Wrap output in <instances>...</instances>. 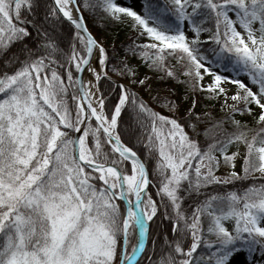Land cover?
<instances>
[{
	"label": "snow or ice",
	"instance_id": "obj_1",
	"mask_svg": "<svg viewBox=\"0 0 264 264\" xmlns=\"http://www.w3.org/2000/svg\"><path fill=\"white\" fill-rule=\"evenodd\" d=\"M142 9L0 0V264H237L244 253L264 264V0ZM85 12L130 18L148 39L127 52L223 100L225 114L193 99L179 115L170 91L153 100L171 114L157 111L132 86L149 77L109 53ZM244 112L254 126L236 118Z\"/></svg>",
	"mask_w": 264,
	"mask_h": 264
},
{
	"label": "trees",
	"instance_id": "obj_2",
	"mask_svg": "<svg viewBox=\"0 0 264 264\" xmlns=\"http://www.w3.org/2000/svg\"><path fill=\"white\" fill-rule=\"evenodd\" d=\"M164 2L165 0H159L160 4H163ZM143 3H144V0H143ZM142 10L143 9L141 6V12ZM84 15H85L88 26L96 32L98 31L101 33H105L109 31L110 29L114 28L119 23L118 21H114V20H107V19L102 20L98 17L92 16L88 12H85ZM131 23L132 22L130 21L127 25H124V26L119 25L120 28H118V33H116L115 35L121 36V38H119L118 41L113 42L110 47L108 48L106 47V49L111 54L112 49L115 47L117 50V53L120 56H123L127 62H129L132 59L137 60L139 61L140 65H142V67L147 71V76L149 77V79L147 80L146 83H147V91L149 93L148 95L149 99L145 100L142 97V95L138 93L145 101H147L157 111H160V112L168 111V109L164 107L162 104H156L153 98L156 97L158 93L160 96L168 95L169 91L174 98V94L171 91V87L173 86L177 91L183 93L185 97H192L193 99H195L197 103L199 104L200 108L202 109L201 112L211 111L212 114L215 116H223L225 114L223 111L218 110L213 106L212 102L214 101V99H209V94L207 92H199V91L193 92L190 86L180 83L177 80L162 79L161 78L162 74L151 70L148 67V64L145 63L142 58H140L138 55H132L131 53H128L127 49L130 46L129 42L135 41V40L133 39V37L125 36V33L123 32H124V29H129L131 27ZM135 42L138 43L137 41ZM170 64L175 65L176 61L170 60ZM176 66L179 67V65H176ZM180 79L183 80L184 77H181ZM207 103H209L210 107H207ZM252 107L254 108L253 105ZM179 115H183V114H179ZM236 118L241 120L242 122H247L250 127L254 126L255 124L253 115L247 112L236 113ZM123 121L126 122V123L122 122V128L126 129L125 136H124L125 141L132 145H136V138L138 135H140L141 129L137 123V118L135 114L131 111V109L125 110ZM137 148L140 150L141 154L143 155L142 146L137 145ZM244 183L247 184L248 182L245 181ZM154 191L155 190L153 189V192Z\"/></svg>",
	"mask_w": 264,
	"mask_h": 264
},
{
	"label": "rangeland",
	"instance_id": "obj_3",
	"mask_svg": "<svg viewBox=\"0 0 264 264\" xmlns=\"http://www.w3.org/2000/svg\"><path fill=\"white\" fill-rule=\"evenodd\" d=\"M121 3L123 5H126V6H131L134 8V10L141 12V6L143 3V0H121ZM130 21H131L130 18H125V20H123V21H118L119 23L114 28L110 29L109 31H107L105 33H101L98 31L96 32L92 29H91V31L98 38V40L101 41L104 44V46L108 48L112 45L113 42H116L119 40V38H121V36L115 35L116 33H118V28H120V26L127 25ZM123 33H125V36L133 37V39L135 41H137L138 43L148 39L146 36H143V37L139 36V34L135 32V30L132 28V26L129 29H124ZM128 64L130 67H132L134 69V71L136 72V74L139 78H143V77L147 76V71L142 67V65H140L139 61L132 59L128 62ZM117 79L121 80V81H131L134 78L131 76H125V77H117ZM132 86L136 89V91L140 95H142V97L145 100L149 99L148 98L149 93L147 91V83H145L144 85L133 84ZM227 87L229 89L230 95L232 92H234L236 90L235 85L228 84ZM171 91L174 94V98L179 97L180 111L178 114H184V111L186 110V108L191 106V101L193 100V98L187 97V99H186L184 94L177 91L173 86L171 87ZM222 103H223V100H219V101L214 100L212 102L213 106L218 110H221L220 105ZM229 103H232V101L229 100ZM253 106L255 109L256 106L255 105H253ZM207 107H210L209 103H207ZM196 110L199 112H201V110H202L198 103L196 105ZM162 113L168 114V115L171 114V113H169V111H164ZM233 150H235V149H233ZM239 165H240V162L238 161L237 162V168H239ZM218 174H224V169L221 168L220 172ZM257 255H259V254L257 253ZM236 262H237V264H248L247 253H244V254L237 256Z\"/></svg>",
	"mask_w": 264,
	"mask_h": 264
},
{
	"label": "bare ground",
	"instance_id": "obj_4",
	"mask_svg": "<svg viewBox=\"0 0 264 264\" xmlns=\"http://www.w3.org/2000/svg\"><path fill=\"white\" fill-rule=\"evenodd\" d=\"M85 75H87V74L85 73Z\"/></svg>",
	"mask_w": 264,
	"mask_h": 264
}]
</instances>
